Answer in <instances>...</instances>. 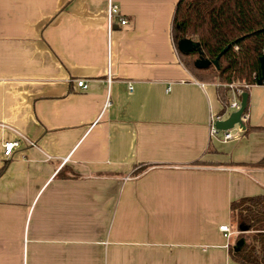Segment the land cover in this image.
Instances as JSON below:
<instances>
[{
    "label": "crops",
    "instance_id": "1",
    "mask_svg": "<svg viewBox=\"0 0 264 264\" xmlns=\"http://www.w3.org/2000/svg\"><path fill=\"white\" fill-rule=\"evenodd\" d=\"M178 1L0 0V264H239L220 226L264 194V84L210 137L223 104L180 59Z\"/></svg>",
    "mask_w": 264,
    "mask_h": 264
},
{
    "label": "trees",
    "instance_id": "2",
    "mask_svg": "<svg viewBox=\"0 0 264 264\" xmlns=\"http://www.w3.org/2000/svg\"><path fill=\"white\" fill-rule=\"evenodd\" d=\"M173 39L185 67L203 83L255 84L261 73L260 58L264 55V0H179L173 18ZM190 39L201 46L203 57L218 60L198 69L194 62L198 52L181 53L177 44ZM218 95L225 107L227 88L218 86ZM260 129V128H259ZM6 165L0 168V176ZM230 220L238 237L245 239L239 252L229 246L232 259L239 264H264V194L242 197L230 202ZM243 227L246 232H241Z\"/></svg>",
    "mask_w": 264,
    "mask_h": 264
},
{
    "label": "built area",
    "instance_id": "3",
    "mask_svg": "<svg viewBox=\"0 0 264 264\" xmlns=\"http://www.w3.org/2000/svg\"><path fill=\"white\" fill-rule=\"evenodd\" d=\"M108 18L110 20V23H111V20H113V18H116V20L119 22L120 25H125L128 22V20L120 14L118 6L115 4H112L111 2L109 3V7H108ZM241 83L242 84H240V86L237 85L236 82L223 84V86L230 89V91H229V97H230L229 103L226 105L223 115H216V114L211 115V117H210V131H209L210 137L218 138L220 136L221 139L224 141H227V140H230L233 138V135H234L232 133L233 129H230L228 131H221V130H218L216 128L215 123L217 120H220L222 117H227L231 112L236 111L240 108L241 96L244 92H246V89L251 85V84H246L245 82H241ZM77 86L79 88L86 89L87 84L84 80H78ZM109 104H110V102L108 99V100H106L105 106H108ZM245 120H246V114L244 113L242 116V121L244 122ZM235 127H238V126H235ZM239 129H241V128H239ZM26 141H28V140H26ZM28 143L31 145H34V143L30 142V141H28ZM18 146H19L18 141H6V142H4L3 143L4 154L6 156L10 155L13 152V150ZM220 230L224 232V235L226 237H230L233 234H235V232L232 231L227 225L220 226Z\"/></svg>",
    "mask_w": 264,
    "mask_h": 264
},
{
    "label": "water",
    "instance_id": "4",
    "mask_svg": "<svg viewBox=\"0 0 264 264\" xmlns=\"http://www.w3.org/2000/svg\"><path fill=\"white\" fill-rule=\"evenodd\" d=\"M178 50L183 54H190L193 52H198L199 57L195 60L194 65L198 69H206L211 64H214L218 67V60L222 53L228 49L225 48L214 60H209L203 57L201 46L198 42H195L190 39H182L177 44ZM260 68L261 73L259 78L256 80L257 85H262L264 83V55L260 58ZM248 101V93L244 92L241 96L240 108L236 111L231 112L226 118L217 120L215 126L218 130L228 131L233 129L235 126H238L242 130L245 129V124L242 121V116L245 113ZM247 228L243 227L241 232H246ZM245 244V239L240 238L233 244L234 252H239Z\"/></svg>",
    "mask_w": 264,
    "mask_h": 264
},
{
    "label": "rangeland",
    "instance_id": "5",
    "mask_svg": "<svg viewBox=\"0 0 264 264\" xmlns=\"http://www.w3.org/2000/svg\"><path fill=\"white\" fill-rule=\"evenodd\" d=\"M213 83H216V84H217V85H216L217 87H218V86H222V87H224V88H227V87L223 86V84L221 85L220 83H217V80H216V79L213 80ZM236 84L240 86V84H242V83H241V82H236ZM229 91H230V89L227 88L226 95H227L228 103H229V98H230V97H229ZM238 131H239V127H235V128H233L232 133L235 134V133H237ZM237 237H238V234H237V233H235V234L232 236V242H233V244L237 241Z\"/></svg>",
    "mask_w": 264,
    "mask_h": 264
}]
</instances>
